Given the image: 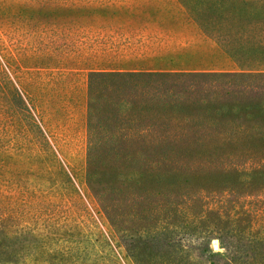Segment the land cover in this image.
<instances>
[{
    "label": "rangeland",
    "instance_id": "obj_1",
    "mask_svg": "<svg viewBox=\"0 0 264 264\" xmlns=\"http://www.w3.org/2000/svg\"><path fill=\"white\" fill-rule=\"evenodd\" d=\"M51 10L61 17L93 16L96 25L82 23L84 29L73 30L74 39H61L73 50L49 71L67 110L56 136L68 147L55 149L50 168L41 167L35 156L1 158L0 206L18 212V225L8 227L20 234L16 248L23 250L16 264H223L226 248L233 244L239 250L240 245L218 232L225 222L218 217L227 220L234 211L246 210L254 228L264 232V172H252L264 171L261 154L165 158V166L138 177L144 198L135 189L123 200L117 198L115 225L85 182L88 69L106 64L175 72H264V0H91L80 12L68 4ZM12 80L22 101L14 108L29 110L49 140L50 127H44ZM163 228L160 244L169 240L173 247L144 251L137 245L126 251L123 234L136 240ZM28 246L38 251L26 255Z\"/></svg>",
    "mask_w": 264,
    "mask_h": 264
},
{
    "label": "trees",
    "instance_id": "obj_2",
    "mask_svg": "<svg viewBox=\"0 0 264 264\" xmlns=\"http://www.w3.org/2000/svg\"><path fill=\"white\" fill-rule=\"evenodd\" d=\"M90 1L0 0V170L5 167L1 158L13 153L35 156L41 167L50 168L55 149L68 147L56 136L67 110L49 71L73 50L61 39H74L73 30L84 29L82 23L88 28L96 23L93 16L61 17L51 8L68 4L80 12ZM36 69L45 72L35 77ZM87 77L85 182L112 225L119 219L117 198L123 200L132 189L144 198L138 177L165 166V158L264 155L263 71L175 72L101 64L89 68ZM12 79L44 127H50L51 143L29 110L14 108L20 98ZM253 116L257 120L250 124L237 122ZM262 170L252 172L259 175ZM218 218L225 220L218 232L240 245L239 250L233 244L226 248L223 264H264V232L254 228L250 213L234 211L227 220ZM11 225H18V212L0 206V264H16L22 256L23 248H16L20 234L8 230ZM163 230L136 240L123 234L121 239L127 252L137 245L144 251L173 247L169 240L160 244ZM33 251L38 250L28 246L26 255Z\"/></svg>",
    "mask_w": 264,
    "mask_h": 264
},
{
    "label": "water",
    "instance_id": "obj_3",
    "mask_svg": "<svg viewBox=\"0 0 264 264\" xmlns=\"http://www.w3.org/2000/svg\"><path fill=\"white\" fill-rule=\"evenodd\" d=\"M214 249H216V247L214 246Z\"/></svg>",
    "mask_w": 264,
    "mask_h": 264
}]
</instances>
